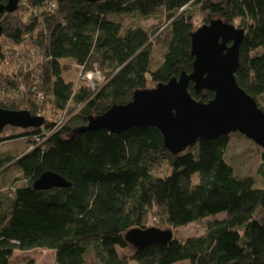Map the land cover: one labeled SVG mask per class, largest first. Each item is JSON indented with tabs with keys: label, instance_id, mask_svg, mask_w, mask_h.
I'll use <instances>...</instances> for the list:
<instances>
[{
	"label": "trees",
	"instance_id": "1",
	"mask_svg": "<svg viewBox=\"0 0 264 264\" xmlns=\"http://www.w3.org/2000/svg\"><path fill=\"white\" fill-rule=\"evenodd\" d=\"M124 14H160L163 26L170 24L158 63L159 28L124 27ZM212 19L244 30L236 79L264 111V0H22L0 15V64L16 59L25 72L0 70V108L46 119L41 128L8 127L15 133L0 135L31 147L27 154L28 147L0 153V264L34 249L53 251L57 264H88L91 250L100 264H264V149L258 186L227 160L232 135L244 136L238 132L173 154L154 127L77 131L88 117L130 102L136 90L192 73V34ZM65 61L78 71V83L65 77ZM96 71L104 82L93 88L86 75ZM189 91L203 102L215 96L196 92L193 83ZM164 166L168 172L157 174ZM47 171L72 186L35 189ZM221 213L201 236L139 249L125 239L134 228H179Z\"/></svg>",
	"mask_w": 264,
	"mask_h": 264
},
{
	"label": "water",
	"instance_id": "2",
	"mask_svg": "<svg viewBox=\"0 0 264 264\" xmlns=\"http://www.w3.org/2000/svg\"><path fill=\"white\" fill-rule=\"evenodd\" d=\"M21 1L7 0L0 5V15L15 12ZM244 35L243 29L212 19L192 34L195 57L192 73L182 72L167 83L136 90L130 102L114 104L103 114L88 117L87 125L77 131L121 133L133 127H154L161 132L165 147L173 154L183 152L200 139L214 140L238 132L264 149V111L236 79ZM190 83L198 93L214 92V98L208 102L195 99L189 91ZM45 122L44 117L27 110L0 108V135L8 127L41 128ZM71 186L72 183L52 171L44 172L34 182L37 190ZM173 238L171 229L157 227L134 228L125 235L127 242L138 249L167 243Z\"/></svg>",
	"mask_w": 264,
	"mask_h": 264
},
{
	"label": "rangeland",
	"instance_id": "3",
	"mask_svg": "<svg viewBox=\"0 0 264 264\" xmlns=\"http://www.w3.org/2000/svg\"><path fill=\"white\" fill-rule=\"evenodd\" d=\"M193 2L194 1H191L189 4H187L183 8V10L191 7ZM183 10L181 9V11ZM200 15L202 14H199V16ZM120 19L124 27H129L132 25H139L149 30L153 29L154 27L159 28V33L157 34V36L153 37V41H155L160 36H162V39L158 40L157 43L153 46V58H154V61L158 63L162 58V54L164 51L163 39H165L168 36V27L170 26V24L168 25L167 23L165 24V26H163V23L161 20L162 17L160 16V14L155 15V16L153 15L148 18H143L135 14H132V15L124 14L123 17H121ZM196 23L198 25L200 21L198 20ZM37 63H38L37 59L36 61L34 60L32 65L30 66V69L34 68ZM63 63L65 67L69 69V70H66L64 74L65 77L71 80L72 82L78 83L79 74L76 68L74 66H71L70 61H65ZM0 70H3V71L8 70L12 72L20 71L21 73L25 74L24 69H22L21 62H19L16 59H11V58H8V62L0 64ZM35 71H36V68L32 70L33 74ZM87 78L89 82L91 81L90 83H93V84L94 82L95 84L104 82L103 74L101 76L97 72L89 73L87 75ZM260 102L264 105V97L261 98ZM78 110L79 109L73 110L71 114H69L66 118H64L65 121L68 120L72 115L77 114ZM49 117L50 119H53L52 115H50ZM15 131L16 129L7 128L5 129L4 133L7 136V135H11L15 133ZM29 145L30 143L29 142L26 143L25 140L13 141V142H5V141L0 140V153L8 152L12 154H19L23 152L22 150H25V148H27ZM30 148L31 147H28L25 153L29 152L31 150ZM262 149H263L262 147L258 146L257 144L247 139L246 137L234 134L231 137L229 148L226 153L227 160L232 164L235 171L241 175L253 176L256 179V183L258 186L261 185V181H260L261 179L258 173V167L261 164L260 152ZM167 172H168V167L164 166L159 171H157V174L164 175ZM9 175H11V178H12V176L14 177L15 175H18V171L14 169L13 173ZM8 179L9 177L6 180ZM224 216H225V213H221L217 216H211L201 221L193 222V223H190L186 226L179 227V228H169V227H166L165 225L162 226V224L161 225L159 224V226H161L160 229L162 230L171 229L174 232L175 238L179 240H184L185 238H188V237L204 235L206 233L209 222L213 221L214 219L222 218ZM150 222H151L150 223L151 225L152 224L156 225L153 222V220H151ZM87 259H88V264H100V262L98 261L95 255V252L92 250L88 253ZM30 261L33 262V264H57L54 252L51 250H46V249H34L31 251H15V253L12 256V262L14 264H27V262H30ZM130 264H136V262L131 261ZM175 264H191V263L189 260H184V261H179Z\"/></svg>",
	"mask_w": 264,
	"mask_h": 264
},
{
	"label": "built area",
	"instance_id": "4",
	"mask_svg": "<svg viewBox=\"0 0 264 264\" xmlns=\"http://www.w3.org/2000/svg\"><path fill=\"white\" fill-rule=\"evenodd\" d=\"M54 8H55V6H53ZM97 73H99L98 71H96ZM96 72H90V73H96ZM89 74V73H88ZM87 74V75H88ZM100 74V73H99ZM87 75H86V78H87ZM88 79V78H87ZM91 82V81H90ZM91 86L94 88L95 87V84H93V83H91ZM64 120V121H63ZM64 122H65V119L63 118L62 119V121L59 123V125H58V127H57V129L56 130H58V129H60L61 128V126L64 124Z\"/></svg>",
	"mask_w": 264,
	"mask_h": 264
}]
</instances>
